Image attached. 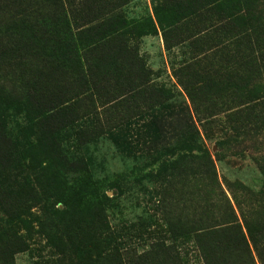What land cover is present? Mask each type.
Returning <instances> with one entry per match:
<instances>
[{"label": "trees", "instance_id": "1", "mask_svg": "<svg viewBox=\"0 0 264 264\" xmlns=\"http://www.w3.org/2000/svg\"><path fill=\"white\" fill-rule=\"evenodd\" d=\"M261 2L153 0L152 13L136 20L127 0H0V264H15L36 233L55 264H264V226L232 213L203 146L199 157H185L197 162L201 216L170 227L172 246L158 247L152 261L150 252L123 246L90 161L70 150L163 105L166 90L135 44L158 33L168 52H193L175 75L198 115L225 114L238 134L264 128ZM261 195L255 204H264ZM223 206L227 224L218 222Z\"/></svg>", "mask_w": 264, "mask_h": 264}, {"label": "rangeland", "instance_id": "2", "mask_svg": "<svg viewBox=\"0 0 264 264\" xmlns=\"http://www.w3.org/2000/svg\"><path fill=\"white\" fill-rule=\"evenodd\" d=\"M127 1L130 18L138 20L152 13L153 0ZM259 9L263 20L256 27V36L264 44V0ZM135 44L152 81L166 90L163 105L119 126L81 152L74 145L70 148L74 155L82 154L90 161L100 194L107 196L101 201L110 227L123 246L133 245L139 255L150 252L152 261L158 247L172 246L170 227L179 229L185 218H200L202 187L198 174H192L197 162L185 157H199L202 146L214 162L218 194H224L232 213L241 222L244 213L257 222L255 228L264 226V204H255L263 202L264 175L257 160L264 156V128L257 131L250 126L249 131L238 134L229 129L225 114L211 117L201 109L199 115L195 112L175 75L192 56L187 47L168 52L162 33L143 36ZM185 141L192 143L194 151L186 150ZM164 161L175 164L174 172L162 169ZM230 213L223 206L218 222L227 224ZM29 236L30 249L17 255L15 264H55L58 256L44 238L37 233ZM177 248H181L179 243ZM157 257L163 258L161 253Z\"/></svg>", "mask_w": 264, "mask_h": 264}]
</instances>
